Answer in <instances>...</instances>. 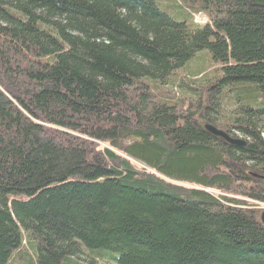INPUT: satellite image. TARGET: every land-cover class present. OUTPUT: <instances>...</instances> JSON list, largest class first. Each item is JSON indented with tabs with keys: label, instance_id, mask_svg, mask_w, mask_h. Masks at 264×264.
Masks as SVG:
<instances>
[{
	"label": "trees",
	"instance_id": "trees-1",
	"mask_svg": "<svg viewBox=\"0 0 264 264\" xmlns=\"http://www.w3.org/2000/svg\"><path fill=\"white\" fill-rule=\"evenodd\" d=\"M185 1L0 0V264H264V0Z\"/></svg>",
	"mask_w": 264,
	"mask_h": 264
},
{
	"label": "rangeland",
	"instance_id": "rangeland-1",
	"mask_svg": "<svg viewBox=\"0 0 264 264\" xmlns=\"http://www.w3.org/2000/svg\"><path fill=\"white\" fill-rule=\"evenodd\" d=\"M157 4L160 8L167 11L171 16H173L177 20H185L189 22V16L184 14V7L187 5V2L185 0H157ZM195 20L199 23H203L205 21V17L200 14L195 17ZM208 55L209 54L206 49H203L198 52L195 57H193L189 62H187V64L183 68L180 69V75L184 73L190 75L204 70L209 64ZM167 86L168 89L180 93V90L177 87L176 78H172L169 84H167ZM211 193H213L214 195H218L219 192L212 190ZM257 207L259 209H264V203L257 204ZM101 253L104 254V259L101 261L97 260L96 264H116V252L103 251ZM35 256L36 255L32 251L30 244L28 243V241H26V238L24 237L21 246L12 252L9 262H12V264H33L36 260ZM80 259L84 261L85 259H87V256L82 255Z\"/></svg>",
	"mask_w": 264,
	"mask_h": 264
},
{
	"label": "water",
	"instance_id": "water-1",
	"mask_svg": "<svg viewBox=\"0 0 264 264\" xmlns=\"http://www.w3.org/2000/svg\"><path fill=\"white\" fill-rule=\"evenodd\" d=\"M204 129L209 132L210 134L219 137L223 139L225 142L235 145L237 147H242L245 144L244 139L242 138H233L229 136L227 133H225L222 130L217 129L216 127L212 126L211 124H205ZM260 221L264 225V209L260 211L259 213Z\"/></svg>",
	"mask_w": 264,
	"mask_h": 264
}]
</instances>
